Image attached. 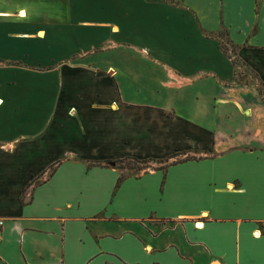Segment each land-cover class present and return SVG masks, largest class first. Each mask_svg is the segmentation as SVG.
I'll list each match as a JSON object with an SVG mask.
<instances>
[{
    "label": "crops",
    "instance_id": "0c3cea01",
    "mask_svg": "<svg viewBox=\"0 0 264 264\" xmlns=\"http://www.w3.org/2000/svg\"><path fill=\"white\" fill-rule=\"evenodd\" d=\"M169 1L0 0V264H264V130L245 149L264 103L202 33L225 31L264 87V2ZM230 8L258 16L232 28ZM124 45L152 103L124 97L106 57ZM199 150L217 155L113 166Z\"/></svg>",
    "mask_w": 264,
    "mask_h": 264
},
{
    "label": "rangeland",
    "instance_id": "374dc122",
    "mask_svg": "<svg viewBox=\"0 0 264 264\" xmlns=\"http://www.w3.org/2000/svg\"><path fill=\"white\" fill-rule=\"evenodd\" d=\"M161 1L165 3H170L172 5H178V3L174 4V1L173 2H170L169 0H161ZM201 2L204 3L203 0ZM256 2H257V8H258L256 9V12H260L259 8L261 7L264 1L256 0ZM206 7L207 6L203 7L204 11H206L208 14H211L212 13L211 9H207ZM224 12H225L226 19L228 20V23L232 25V28L233 26L236 28L237 26H240L241 28L247 27L250 24H252L254 19L258 16V15L257 16L254 15L252 10L249 12H245L244 14L245 19L243 22V20L239 18V15L233 11V8H230V10H227V11L224 10ZM254 31H255V28H254ZM202 33L205 37H208V38H211L217 41V43L219 44V48L222 50V52L225 55L232 58L234 62L237 64L236 71H235V82L240 85L246 84V85H250L251 87H254L256 92L262 96V101L264 103L263 84L261 83L260 79H258L257 75L252 69L250 68L247 69L244 67L245 64L242 62V60L239 57L238 48L232 47V42L230 38L228 37V35L226 34V32L223 30H220L214 33H210L209 31L203 30ZM254 37L255 36H252L251 38H254ZM258 41L264 42V38L259 39ZM224 50L226 52H224ZM141 53L142 52L140 51L138 52L136 49L132 47L129 48L124 45V46L117 48L116 50L114 49L109 50L108 52H106V55H107L106 57L114 60L116 62V64L114 65L119 67L121 72H123V78L121 80V83H122V87L124 91V97L127 98L128 100H132V102L134 103H152L153 102L152 99L154 98V96L152 95V92H153L152 90L150 93H148L147 91H145V88H144V90L138 92L135 87V85L140 84L141 80L142 82L143 81L146 82L144 78L146 72L144 70L152 67V65L145 62V60L142 58L143 54ZM117 57L119 59L121 58L122 62H120L119 60L117 61V59H115ZM133 70H137V71H133ZM146 71L149 72V70H146ZM133 72H138V75H133ZM191 90H192L191 88H186L184 91H188L189 93H191ZM191 99H189V101ZM185 100H188V99H185ZM185 100L181 99L180 104H183ZM249 115H250L249 110L242 112L241 113L242 117L240 120H242L243 118H246ZM257 118H258V115H257ZM244 122L245 121L241 122L242 127L245 125ZM262 124H263V121H260L259 124L256 126V128H254L253 126L250 127V130L248 131V136L245 137V139H249L250 141L248 140V143L246 144L247 146L245 149L252 151L258 148L259 143L263 141V139L260 138V134H262L264 130V127ZM218 129L220 130L219 133L221 134L222 132H225V131L229 133L230 132L229 129H232V126L231 128L219 126ZM226 139L228 140V142L232 141V144L236 147L239 145L240 143L239 141H241L240 136H238L237 133L235 135H233L232 133L229 137H226ZM231 149H233V147L228 148V150H231ZM214 155H217L215 151L199 150V151L182 152V153L172 156V158H168L169 156L161 157V158H158V157L141 158V157L127 156L126 158L122 157L121 159L115 160L114 161L115 163L113 164V166L121 170L123 177L137 176L143 171H148L154 168H159V169L161 168L163 171H165L169 167L168 165L175 161H181L186 158H190L193 160H199V159L212 157ZM142 160H146V161L142 162ZM106 163L107 162H105V165H112V163H107V164ZM52 170H53V166L48 170L49 171L48 175L52 172ZM33 183H35V181Z\"/></svg>",
    "mask_w": 264,
    "mask_h": 264
},
{
    "label": "trees",
    "instance_id": "16d2710c",
    "mask_svg": "<svg viewBox=\"0 0 264 264\" xmlns=\"http://www.w3.org/2000/svg\"><path fill=\"white\" fill-rule=\"evenodd\" d=\"M218 33H219V32H218ZM232 47L236 48V46H234V45H232ZM224 52H226V51L224 50ZM168 158H172V156H170V157H168ZM133 159H135V158H133ZM190 160H193V159L186 158V159L181 160V161H175V162H172L171 164H169L168 166L176 165V164H178V163H181V162H184V161H190ZM144 161H146V160H142V162H144ZM159 161H160V160H159ZM121 179H122V178H120V179L118 180V182L121 181Z\"/></svg>",
    "mask_w": 264,
    "mask_h": 264
},
{
    "label": "built area",
    "instance_id": "2783aa9c",
    "mask_svg": "<svg viewBox=\"0 0 264 264\" xmlns=\"http://www.w3.org/2000/svg\"><path fill=\"white\" fill-rule=\"evenodd\" d=\"M3 226V221L0 219V229L2 228Z\"/></svg>",
    "mask_w": 264,
    "mask_h": 264
}]
</instances>
